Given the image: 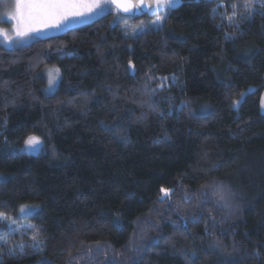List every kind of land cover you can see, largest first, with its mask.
I'll use <instances>...</instances> for the list:
<instances>
[{"label": "trees", "instance_id": "16d2710c", "mask_svg": "<svg viewBox=\"0 0 264 264\" xmlns=\"http://www.w3.org/2000/svg\"><path fill=\"white\" fill-rule=\"evenodd\" d=\"M243 3L183 0L135 35L125 22L151 14L112 10L0 43V213L41 240L0 230V264H264V7Z\"/></svg>", "mask_w": 264, "mask_h": 264}, {"label": "snow or ice", "instance_id": "6c2138e0", "mask_svg": "<svg viewBox=\"0 0 264 264\" xmlns=\"http://www.w3.org/2000/svg\"><path fill=\"white\" fill-rule=\"evenodd\" d=\"M179 0H153V3L157 6V9L167 7L172 8L177 5ZM257 0H244V3L240 5L249 14L254 11V7ZM149 7L145 4V0H15V10L11 13L12 20L15 21L12 29V35H9L7 31L0 29V37L4 41H13L17 43H23L33 33H41L46 29H68L73 24L78 22L92 21L93 17L98 16L108 6H114L117 13H132L134 9L139 10L141 6ZM260 7H264V0H259ZM238 5L233 4L232 8L236 9ZM236 13L233 12L232 16L228 17L231 22ZM164 17L157 16L154 24H158ZM131 61L129 64L131 65ZM59 77V69H49L48 71V89L55 87ZM239 103V101H236ZM264 103V98H262ZM41 140L39 137L29 135L24 140L25 147L31 151L35 149ZM161 191L167 196L170 193V189L162 188ZM220 200H225V194L222 187H217L214 190ZM189 199V197H186ZM21 213H28L30 209L27 206L20 207ZM0 222H7L11 231H19L20 227L12 228V225L16 221L7 216L4 213H0ZM27 227L35 229L34 225H28ZM31 239L33 246H38L41 243L40 231L35 229L32 233ZM7 243V241H2ZM20 250L23 251L24 245L21 244ZM14 254L15 250L10 249Z\"/></svg>", "mask_w": 264, "mask_h": 264}, {"label": "rangeland", "instance_id": "374dc122", "mask_svg": "<svg viewBox=\"0 0 264 264\" xmlns=\"http://www.w3.org/2000/svg\"><path fill=\"white\" fill-rule=\"evenodd\" d=\"M183 0H179V2L177 3V5H179ZM176 5V6H177ZM170 8L167 7H163L160 9H157V6L155 5L154 8L149 12L151 14V16L147 19L141 20V22L138 23H131L130 21L125 22V27H126V34L129 35H135V34H139L149 28H156L158 26H160L164 19L162 21H160L158 24H154L153 22L156 20V17L159 15L161 17H165V13L167 12V10ZM15 10V0H0V29L5 30L8 32L9 35H12V29L14 27L15 21L12 20L11 18V13H13ZM114 11L116 13V18L118 19H123V15H121V13H117L116 9L113 8V6H108L106 7L102 13L98 16L93 17L92 21H94L95 19L101 17L102 15L108 13L109 11ZM89 21V22H92ZM89 22H78L73 24L70 28L72 27H76V26H80ZM69 29V28H68ZM67 29H46L41 33H33L29 38H27L23 43H17L15 40L13 41H4L2 37H0V43L3 44L6 47H15V46H19V45H24L30 41H32L33 39H35L36 37H45V36H49V35H54V34H59L63 31H65ZM59 69L58 66L56 65H50L48 67H46V69L43 71V75L45 76L46 80H47V84L45 87V91L48 93L53 92L59 85L60 79H61V71L59 69V77L57 80V83L55 85L54 88L52 89H48V71L49 69ZM245 93L242 95L240 101L242 100V98L244 97ZM262 98H264V93ZM239 101V102H240ZM261 110L264 113V103H262L261 100ZM40 138L41 143L33 150L29 151L25 145H22V149L26 152L29 153H37L41 150L42 146H43V139L38 136V135H34ZM2 176H0L1 179ZM30 209V212L33 210V207H28ZM21 215H25V213H21ZM14 219V218H13ZM16 221V223L14 225H12V228H17L19 226H24V227H20L19 231H11L9 228V225L7 222H0V230L7 228V232L5 233V235L7 237H9L8 235H13V234H18V236L22 235L24 232H26L28 230L29 227H27L28 224L26 221H17L16 219H14Z\"/></svg>", "mask_w": 264, "mask_h": 264}, {"label": "water", "instance_id": "95a60500", "mask_svg": "<svg viewBox=\"0 0 264 264\" xmlns=\"http://www.w3.org/2000/svg\"><path fill=\"white\" fill-rule=\"evenodd\" d=\"M145 4L149 5V7H145L144 5L141 6L139 10L134 9L132 13H121L122 15L125 16H138V15H144L149 13L155 6V3H153V0H145ZM114 8V6H113ZM115 9V8H114Z\"/></svg>", "mask_w": 264, "mask_h": 264}]
</instances>
